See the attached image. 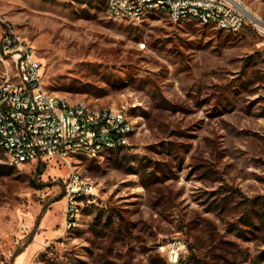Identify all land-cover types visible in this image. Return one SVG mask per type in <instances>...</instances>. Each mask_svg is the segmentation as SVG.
Returning <instances> with one entry per match:
<instances>
[{
	"label": "rangeland",
	"instance_id": "obj_1",
	"mask_svg": "<svg viewBox=\"0 0 264 264\" xmlns=\"http://www.w3.org/2000/svg\"><path fill=\"white\" fill-rule=\"evenodd\" d=\"M237 1L264 22V0ZM11 31L50 92L125 108L135 129L69 163L13 167L0 150V264H264V32L0 0V50ZM73 174L94 190L68 211Z\"/></svg>",
	"mask_w": 264,
	"mask_h": 264
},
{
	"label": "built area",
	"instance_id": "obj_2",
	"mask_svg": "<svg viewBox=\"0 0 264 264\" xmlns=\"http://www.w3.org/2000/svg\"><path fill=\"white\" fill-rule=\"evenodd\" d=\"M106 5L112 17L130 22L166 15L229 33H239L249 24L264 32V25L255 23L253 15L235 0H106ZM2 42L6 73L0 84V148L10 166L69 163L77 155L94 159L128 145L135 128L125 108L72 103L50 92L34 48L12 31ZM93 190L91 183L71 175L68 211L79 195Z\"/></svg>",
	"mask_w": 264,
	"mask_h": 264
},
{
	"label": "bare ground",
	"instance_id": "obj_3",
	"mask_svg": "<svg viewBox=\"0 0 264 264\" xmlns=\"http://www.w3.org/2000/svg\"><path fill=\"white\" fill-rule=\"evenodd\" d=\"M235 1H237V0H235ZM245 9V8H244ZM245 11L247 12V10L245 9ZM248 13V12H247ZM258 24H260V25H264V22H262V21H259V20H257V19H255V18H253Z\"/></svg>",
	"mask_w": 264,
	"mask_h": 264
},
{
	"label": "trees",
	"instance_id": "obj_4",
	"mask_svg": "<svg viewBox=\"0 0 264 264\" xmlns=\"http://www.w3.org/2000/svg\"><path fill=\"white\" fill-rule=\"evenodd\" d=\"M0 150H2L1 148H0ZM3 152H4V150H2ZM5 153V152H4Z\"/></svg>",
	"mask_w": 264,
	"mask_h": 264
}]
</instances>
